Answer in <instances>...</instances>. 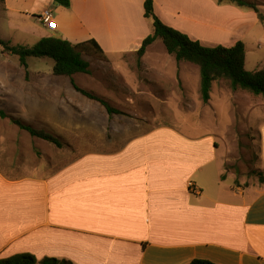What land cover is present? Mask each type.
<instances>
[{"label":"crops","instance_id":"obj_1","mask_svg":"<svg viewBox=\"0 0 264 264\" xmlns=\"http://www.w3.org/2000/svg\"><path fill=\"white\" fill-rule=\"evenodd\" d=\"M196 1L205 10L183 6V0H155V13L194 41V30L206 29L217 46L243 41L247 50L246 40L261 23L256 13ZM71 3L65 8L55 0H4L2 17L20 30L32 27L38 43L50 33L43 22L50 13L58 21L59 37L73 44L95 40L115 70L152 34L145 0ZM207 6L220 20L208 16ZM154 45L140 59L147 71H154ZM177 63L186 80L191 67ZM86 116L100 132L107 128L108 112L95 109ZM260 133L264 172V124ZM224 166L217 135L188 136L163 125L127 139L108 138L106 152L84 153L47 175L11 177L0 170V258L31 254L73 264H191L197 259L264 264V182L234 187Z\"/></svg>","mask_w":264,"mask_h":264},{"label":"rangeland","instance_id":"obj_2","mask_svg":"<svg viewBox=\"0 0 264 264\" xmlns=\"http://www.w3.org/2000/svg\"><path fill=\"white\" fill-rule=\"evenodd\" d=\"M251 1L260 5L264 14V0ZM182 3L190 4L194 10L206 8L196 0ZM3 11L0 0V39L9 40L12 45L35 44L32 27L20 30L14 22L9 24L2 17ZM207 12L211 19L220 20V14L211 6H207ZM253 28L246 40V69L250 72L264 69V24L257 23ZM198 29L194 30L198 42L205 47L217 46L211 40V32ZM151 54L154 71H147L137 54L124 55L121 69L115 70L97 51L89 50L83 57L90 63V74H79L74 79L55 76L51 59L30 58L25 68L17 56L0 46V110L58 137L64 145L60 149L33 138L9 119L0 118V170L11 177L47 175L84 153L106 152L108 138L127 139L152 126L171 125L188 136L217 135L227 183L232 182L234 187L259 184L260 174L264 176L260 171L264 96L244 90L234 92L228 81L218 80L212 86L210 102L204 103L198 66L185 62L183 65L191 69L186 72L188 78L182 79L184 72L181 75L177 60L167 52L161 39L155 42ZM72 79L81 89L96 94L121 112L108 116V126L101 132L100 127L89 125L86 114L95 109L107 114L106 108L77 92Z\"/></svg>","mask_w":264,"mask_h":264},{"label":"trees","instance_id":"obj_3","mask_svg":"<svg viewBox=\"0 0 264 264\" xmlns=\"http://www.w3.org/2000/svg\"><path fill=\"white\" fill-rule=\"evenodd\" d=\"M2 2L4 0H1ZM55 3L65 8H71V0H55ZM155 0H145L144 17L152 23V34L142 43L137 56L141 59L149 46L161 39L167 52L174 56L177 62H188L200 68V92L204 103L211 100L213 83L218 80H226L232 91L244 90L255 96H264V69L250 72L246 69V45L243 41L237 42L231 47L218 45L205 47L200 42L192 40L186 34L165 25L156 15ZM219 6L230 5L245 12L256 13L259 21L264 24V14L260 5L251 0H217ZM0 46L8 54L17 56L21 66L28 68V59H51L54 61L53 74L59 77L72 78L77 74H90V63L83 57L84 52L97 51L103 56V51L95 40L73 44L59 37L56 32L49 33L48 37L41 39L33 46L12 45L10 41L0 39ZM72 84L77 92L89 100L100 103L106 108L110 116L119 115L121 112L114 109L107 101L96 94L81 89L72 79ZM1 119H9L20 130L26 131L33 138L41 139L63 148L61 140L44 130H39L26 122L10 117L0 110ZM224 179V177H222ZM264 182V176L260 174V183ZM0 264H73L67 260L44 258L38 260L31 254H21L8 258H0ZM191 264H215L206 260H194Z\"/></svg>","mask_w":264,"mask_h":264},{"label":"built area","instance_id":"obj_4","mask_svg":"<svg viewBox=\"0 0 264 264\" xmlns=\"http://www.w3.org/2000/svg\"><path fill=\"white\" fill-rule=\"evenodd\" d=\"M43 22L46 28L51 32H57L59 30V24L57 19L50 13L45 14V16L43 17ZM192 186L193 185L191 184L190 187Z\"/></svg>","mask_w":264,"mask_h":264}]
</instances>
